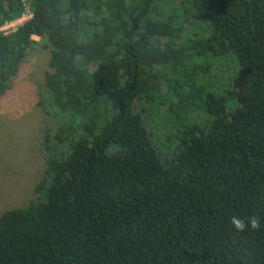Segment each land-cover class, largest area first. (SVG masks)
Returning <instances> with one entry per match:
<instances>
[{
    "label": "trees",
    "instance_id": "trees-1",
    "mask_svg": "<svg viewBox=\"0 0 264 264\" xmlns=\"http://www.w3.org/2000/svg\"><path fill=\"white\" fill-rule=\"evenodd\" d=\"M27 5L0 30V97L46 50L44 168L0 213V264H264V227L230 223L264 225V0ZM23 11L0 0V27Z\"/></svg>",
    "mask_w": 264,
    "mask_h": 264
},
{
    "label": "rangeland",
    "instance_id": "rangeland-1",
    "mask_svg": "<svg viewBox=\"0 0 264 264\" xmlns=\"http://www.w3.org/2000/svg\"><path fill=\"white\" fill-rule=\"evenodd\" d=\"M22 22L23 20L14 21L4 31H11ZM200 25L203 26L196 22L192 26L194 30H198ZM33 38L37 39L36 36ZM217 58L219 57L210 58L203 54L195 56L194 61L205 66L209 60ZM46 60V50H30L19 66L9 90L0 97V213L4 208L26 205L34 198L33 186L42 175L44 165L40 143L48 125L38 105L37 88L43 84V72L47 70ZM216 63L213 62L208 73L217 75L220 69L219 83L225 87L229 82V67H226L224 59L220 66ZM225 97L228 98L226 95ZM229 98L234 103V99ZM159 111L162 112L161 109ZM149 121L155 124L157 132L160 133L161 128L162 133L164 132L156 117Z\"/></svg>",
    "mask_w": 264,
    "mask_h": 264
},
{
    "label": "clouds",
    "instance_id": "clouds-1",
    "mask_svg": "<svg viewBox=\"0 0 264 264\" xmlns=\"http://www.w3.org/2000/svg\"><path fill=\"white\" fill-rule=\"evenodd\" d=\"M231 225L236 231L260 230L264 225L261 224V218L258 215H250L247 219L239 216H233L230 219Z\"/></svg>",
    "mask_w": 264,
    "mask_h": 264
},
{
    "label": "built area",
    "instance_id": "built-area-1",
    "mask_svg": "<svg viewBox=\"0 0 264 264\" xmlns=\"http://www.w3.org/2000/svg\"><path fill=\"white\" fill-rule=\"evenodd\" d=\"M21 1H22L23 6H24V11H23L22 15L19 18L15 19V20H12L10 22L4 23L0 27L1 31L5 32L4 30L8 29V27L11 26V24H13L14 21H17V20H21V21L23 20L24 21L30 16V13L28 11V5H27V1L28 0H21Z\"/></svg>",
    "mask_w": 264,
    "mask_h": 264
}]
</instances>
